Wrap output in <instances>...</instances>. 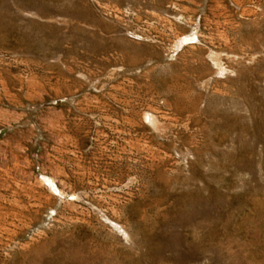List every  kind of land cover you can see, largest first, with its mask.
<instances>
[{
    "label": "rangeland",
    "instance_id": "obj_1",
    "mask_svg": "<svg viewBox=\"0 0 264 264\" xmlns=\"http://www.w3.org/2000/svg\"><path fill=\"white\" fill-rule=\"evenodd\" d=\"M0 264H264V0H0Z\"/></svg>",
    "mask_w": 264,
    "mask_h": 264
}]
</instances>
